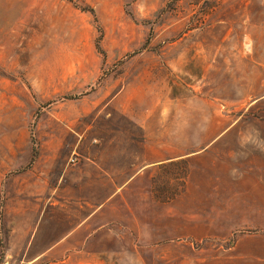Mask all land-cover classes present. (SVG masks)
Listing matches in <instances>:
<instances>
[{
  "label": "rangeland",
  "instance_id": "374dc122",
  "mask_svg": "<svg viewBox=\"0 0 264 264\" xmlns=\"http://www.w3.org/2000/svg\"><path fill=\"white\" fill-rule=\"evenodd\" d=\"M256 232L264 0H0V264H208Z\"/></svg>",
  "mask_w": 264,
  "mask_h": 264
},
{
  "label": "crops",
  "instance_id": "0c3cea01",
  "mask_svg": "<svg viewBox=\"0 0 264 264\" xmlns=\"http://www.w3.org/2000/svg\"><path fill=\"white\" fill-rule=\"evenodd\" d=\"M214 260L217 259H212L208 264H264V233L239 236L226 259L217 260L219 263Z\"/></svg>",
  "mask_w": 264,
  "mask_h": 264
}]
</instances>
